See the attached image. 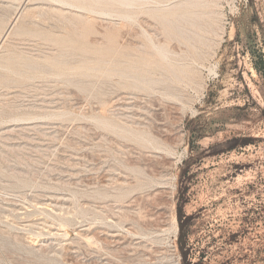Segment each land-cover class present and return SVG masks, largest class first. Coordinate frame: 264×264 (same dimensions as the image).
<instances>
[{
	"label": "rangeland",
	"instance_id": "374dc122",
	"mask_svg": "<svg viewBox=\"0 0 264 264\" xmlns=\"http://www.w3.org/2000/svg\"><path fill=\"white\" fill-rule=\"evenodd\" d=\"M0 264H264V0H0Z\"/></svg>",
	"mask_w": 264,
	"mask_h": 264
},
{
	"label": "bare ground",
	"instance_id": "6f19581e",
	"mask_svg": "<svg viewBox=\"0 0 264 264\" xmlns=\"http://www.w3.org/2000/svg\"><path fill=\"white\" fill-rule=\"evenodd\" d=\"M53 1H55V0H53ZM56 1H57V0H56ZM58 1H60V0H58ZM119 2H120V1H119ZM119 2H118V3H119ZM120 3L123 5L122 2H120ZM121 4H120V5H121ZM122 5H121V6H122ZM125 6H128V5H125ZM157 48H158V47H157ZM158 49H159V51H160L163 55L166 53L162 48H158Z\"/></svg>",
	"mask_w": 264,
	"mask_h": 264
}]
</instances>
